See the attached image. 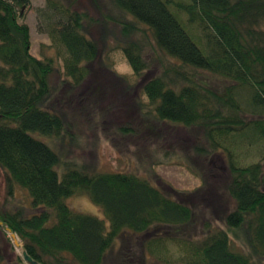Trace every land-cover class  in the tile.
Instances as JSON below:
<instances>
[{"label": "trees", "instance_id": "16d2710c", "mask_svg": "<svg viewBox=\"0 0 264 264\" xmlns=\"http://www.w3.org/2000/svg\"><path fill=\"white\" fill-rule=\"evenodd\" d=\"M30 7L31 0H0V182L2 172L6 179L0 231L16 235L18 263L27 264L24 254L37 264H141L144 253L163 264L264 259V0H46L39 16L54 55L41 58L21 21ZM113 51L122 52L137 77L153 64L159 69L143 85L148 101L140 108L147 106L148 116L199 129L194 152L224 159L232 205L221 218L225 228L207 223L202 237L181 235L176 229L194 219L189 196L171 195L135 172L91 171L62 160L51 146L70 130L53 105L52 75L61 70L72 90L95 81L100 94L113 86L97 78L112 71ZM204 73L227 83L202 82ZM114 77L131 89L126 77ZM123 128L142 141L153 133ZM169 154L153 165L168 162ZM193 172L205 186L204 175ZM16 189L28 193L30 206L5 207ZM80 195L104 219L71 208L67 200ZM155 226L175 232L151 233ZM127 233L144 235L132 246L136 261L111 260L115 240Z\"/></svg>", "mask_w": 264, "mask_h": 264}, {"label": "rangeland", "instance_id": "374dc122", "mask_svg": "<svg viewBox=\"0 0 264 264\" xmlns=\"http://www.w3.org/2000/svg\"><path fill=\"white\" fill-rule=\"evenodd\" d=\"M85 5V4H84ZM46 9V0H31V7L21 19L30 29L31 51L37 57L54 55L50 48V36L43 30L46 22L40 18L39 13ZM105 45L101 46L104 51ZM106 50V49H105ZM112 71H103L98 79L104 83L102 86L113 84L100 94L95 92V81L87 80L79 89H71L61 70H57L51 77L54 108L58 109L69 122L70 130L55 145H51L61 159H72L85 165L91 171H130L146 176L156 185L171 195L189 196L194 208L193 221L176 231L189 237H202L205 233V224L226 227L225 220L221 221L224 213L231 210V201L225 191L229 179L228 169L220 155L212 157L199 156L194 152L193 146L199 137V129H188L170 122L158 121L153 113L148 116L147 106L140 108V103L146 104L148 99L143 93V85L150 78L159 73L156 65L137 77L126 58L120 51L110 54ZM61 65L59 64V69ZM114 76L126 77L132 87L129 90L124 84H118ZM200 81L214 86L226 84L219 77L203 74ZM115 83V84H114ZM93 88V91L91 90ZM123 127L139 130H148L153 133L147 141L140 137L130 135ZM138 134V133H136ZM156 134L163 136L156 140ZM169 151L170 160L163 164L153 165L157 157ZM154 154V155H153ZM197 173L205 177V186ZM264 188V176H263ZM6 194V179L2 172L0 182L1 202ZM69 206L76 211L98 216L104 219L99 207L93 204L87 196H74L67 200ZM30 206L28 193L16 189L13 196H8L5 207L16 208L18 205ZM175 227L155 226L150 232L155 234H171ZM124 239H116L113 245V258L120 256L131 262L135 259L132 254L139 253L132 246L141 240L144 235L127 233ZM235 246L244 252L248 248L240 241ZM132 247V248H131ZM173 257H178V250L170 245ZM124 253H121V252ZM128 255V256H126ZM141 255V253H140ZM17 257H22L21 247L14 245L10 232L4 235L0 231V264H20ZM141 264H163L151 257L148 253L141 255ZM138 258V256H136ZM136 261V259H135ZM253 264H264V259L253 258ZM27 263V262H26ZM28 264V263H27Z\"/></svg>", "mask_w": 264, "mask_h": 264}, {"label": "water", "instance_id": "95a60500", "mask_svg": "<svg viewBox=\"0 0 264 264\" xmlns=\"http://www.w3.org/2000/svg\"><path fill=\"white\" fill-rule=\"evenodd\" d=\"M0 224L2 225L3 223H0ZM7 232H10V229H7ZM11 237L13 238L14 245H15L16 247L20 246V243H19V241H18L16 235H15V234H11ZM24 257H25V260H26L27 263H29V264H37V263L34 262L30 257H28L27 254H24Z\"/></svg>", "mask_w": 264, "mask_h": 264}]
</instances>
